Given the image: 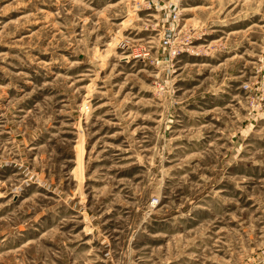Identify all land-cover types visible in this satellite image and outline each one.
I'll return each mask as SVG.
<instances>
[{
	"label": "rangeland",
	"instance_id": "rangeland-1",
	"mask_svg": "<svg viewBox=\"0 0 264 264\" xmlns=\"http://www.w3.org/2000/svg\"><path fill=\"white\" fill-rule=\"evenodd\" d=\"M0 264H264V0H0Z\"/></svg>",
	"mask_w": 264,
	"mask_h": 264
}]
</instances>
